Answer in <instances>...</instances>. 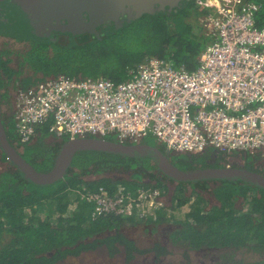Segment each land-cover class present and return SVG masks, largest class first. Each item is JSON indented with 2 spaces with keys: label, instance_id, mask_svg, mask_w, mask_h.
Returning <instances> with one entry per match:
<instances>
[{
  "label": "trees",
  "instance_id": "obj_1",
  "mask_svg": "<svg viewBox=\"0 0 264 264\" xmlns=\"http://www.w3.org/2000/svg\"><path fill=\"white\" fill-rule=\"evenodd\" d=\"M246 1L262 5L261 25L264 0ZM169 7V11L144 13L81 47L53 43L51 52L52 43L37 44L25 52L17 67L9 65L10 59L0 57L2 104L11 106V86L27 88L61 74L78 79L128 80L138 65L149 58L195 69L208 44L207 38L210 39L205 36L202 21L211 9L205 0L172 1L166 9ZM16 68L31 69L33 74L21 76ZM9 110L3 112V123L10 142L35 169L48 172L68 138L51 133L47 123L38 127L36 140L22 144L12 106ZM146 143L158 146L170 159L179 161H172L176 167L188 171L199 169L204 162L197 155L212 153L211 149L196 154L168 152L162 144ZM249 159L253 164L258 157ZM169 182L175 184L170 205L146 220L116 214L93 218L92 205L82 199L83 193L100 186L110 192L124 185L132 191L139 186L157 187L167 194ZM210 193L218 203L209 201L206 194ZM239 198L241 207L236 205ZM188 204L190 209L183 218H176L173 212ZM138 224L150 227L151 239L146 246L125 232L126 227ZM164 228L170 229V244L162 243ZM202 248L209 250L203 258L217 257L213 264H264V259L244 258L246 252L264 254V188L241 179L176 181L149 157L96 150L76 152L64 178L54 184L38 185L0 149V264H56L98 250L110 257L121 255L126 264H152L154 259L156 264H170L160 261H171L178 254L187 260L186 264H192L189 251ZM213 248L218 251L212 252Z\"/></svg>",
  "mask_w": 264,
  "mask_h": 264
},
{
  "label": "built area",
  "instance_id": "obj_2",
  "mask_svg": "<svg viewBox=\"0 0 264 264\" xmlns=\"http://www.w3.org/2000/svg\"><path fill=\"white\" fill-rule=\"evenodd\" d=\"M203 19L212 39L194 70L149 58L133 77L78 79L61 74L27 88L14 101L16 132L22 144L50 132L69 141L113 137L139 144L152 135L169 151L250 153L264 158V18L262 5L246 0H205ZM242 164H239L240 166ZM226 168H234L231 160ZM92 216L116 214L146 220L167 208L159 188L100 186L83 193Z\"/></svg>",
  "mask_w": 264,
  "mask_h": 264
},
{
  "label": "water",
  "instance_id": "obj_3",
  "mask_svg": "<svg viewBox=\"0 0 264 264\" xmlns=\"http://www.w3.org/2000/svg\"><path fill=\"white\" fill-rule=\"evenodd\" d=\"M178 0H0V11L5 17L0 22V32L14 34L21 38L32 39L34 41L49 42L47 34L43 33L45 28L40 23L45 20L39 18V7L46 9L55 8L59 18H55L59 24L58 31L69 32L74 38L85 32L98 33L95 31L97 23L106 22L112 17L115 23L106 29V34H110L118 27H122L134 18L144 13H155L160 9H166V5ZM158 5V7L156 6ZM52 10V9H51ZM76 12L78 23L71 27H65L63 19L70 21L68 13ZM96 12V18L85 24L83 12ZM127 16L120 20L121 13ZM65 14V15H64ZM63 18V19H62ZM67 20V21H68ZM82 21L83 23H79ZM64 26V27H63ZM67 26V25H66ZM115 26V27H113ZM113 27V28H112ZM79 40H82L79 38ZM78 45L77 41H71ZM0 149H2L15 166L32 182L38 185H50L64 178L66 172L72 164L74 155L81 150H96L109 153L120 154L127 157H149L165 175L176 181L191 182L197 180L211 179H241L247 183L264 188V174L245 168L212 167L185 171L176 167L163 151L151 144H127L108 139L94 137L76 138L65 143L56 156L54 166L48 172H39L35 169L10 142L3 123L2 94L0 90Z\"/></svg>",
  "mask_w": 264,
  "mask_h": 264
},
{
  "label": "flooded vegetation",
  "instance_id": "obj_4",
  "mask_svg": "<svg viewBox=\"0 0 264 264\" xmlns=\"http://www.w3.org/2000/svg\"><path fill=\"white\" fill-rule=\"evenodd\" d=\"M52 9V10H51ZM39 18L41 20H45L46 23L43 21L42 23H40V26L45 28V31L43 33L47 34V36L49 37V42H44V41H34L32 39H27V38H21L20 36L14 35V34H6V33H1L0 32V57L2 60H9L10 59V66H14L17 67L18 66V62H21V60L24 59L25 57V52L27 53L28 51H30L35 45L37 44H50L51 48L50 51L52 52L54 50V46L53 43L56 44H62L65 45L66 47H81L84 46L86 43L91 42L93 40H95L96 38H101L102 36L106 35V29H108L109 27H111L112 24L115 23V20L112 19V17L110 16V18L108 20H106V22L103 23H97V25L95 26V31L98 33V35L100 37L97 36L96 33H91V32H85L82 33L80 35H76L74 38L69 34V32H61L58 31L57 29L59 28V24H57V21L55 18H59L58 16V11H56L55 8H49L46 9L44 7H39ZM83 18L85 20V24L89 23L91 19L96 18L98 15H101L99 13L96 12H89V11H84L83 13ZM65 15V14H64ZM65 16H68L70 18V21L66 20V18H62L63 19V23L66 24L65 27H71L73 25H75L76 23H78V20H76V17L78 16V14H76V12H71L66 14ZM127 16V14L125 13H121L119 14L118 18L120 20H123L125 17ZM5 17L2 14V12L0 11V22L4 21ZM79 23H83L82 21H79ZM64 27V26H63ZM115 27V26H113ZM112 27V28H113ZM119 28V27H118ZM82 39V40H79ZM77 41L78 45H74V43H71V41ZM18 45H23V50L22 48H19ZM19 53V54H18ZM23 55H20V54ZM20 68H16V70H19ZM20 75H28V74H33V71L30 69L29 70H25L24 68L20 69ZM32 72V73H31ZM3 89L1 90V94L3 93ZM3 105V104H2ZM4 112V110H3ZM38 138V136L36 138H34V140H36ZM198 159L204 160V162L200 163L199 165V169H206V168H212V167H223V155L222 153H220L219 151L215 150V152H212L210 154H200L197 155ZM171 161H173L174 163H179L178 160L171 158ZM172 162V163H173ZM248 167V168H247ZM251 166H247L246 162L240 166H237L236 168H245V169H249ZM198 170V169H196ZM251 170V169H249ZM188 171V170H185ZM189 171H193V170H189ZM253 171V170H252ZM255 172L258 171L259 173V169H255ZM264 174V171L261 172ZM162 177V175H161ZM170 184V182L168 183ZM170 229L164 228L163 229V237H162V243L163 244H170V242L168 241V233H169ZM212 252L218 251V248H213L210 249ZM189 252H191V257H190V262L192 263V253H196V254H200L202 257H204L205 254H209V250L207 248H202V249H198V250H190ZM173 256L170 258L171 261H166L168 258H164L163 260L160 261V263L166 262V263H174L172 260ZM211 261H216L217 257H209ZM208 258V259H209ZM182 260L184 261L183 263ZM180 262V264H186L187 260L185 258H183ZM135 264V263H134ZM152 264H156L155 263V259L152 261ZM178 264V263H175Z\"/></svg>",
  "mask_w": 264,
  "mask_h": 264
},
{
  "label": "rangeland",
  "instance_id": "obj_5",
  "mask_svg": "<svg viewBox=\"0 0 264 264\" xmlns=\"http://www.w3.org/2000/svg\"><path fill=\"white\" fill-rule=\"evenodd\" d=\"M203 28L205 31L204 32L205 36L206 35L209 36L205 27H204V24H203ZM207 40H208L207 41L208 44L211 43V41H212L211 38L210 39L207 38ZM18 47L22 48V50H23V45H18ZM199 61H200V58H199ZM16 93H17V89L12 88V86H11V89H10L11 99H9V100L11 101L12 111L14 110V101H15ZM6 104H8V103H5L3 105V110H4V112H9L10 111L9 108L11 106H8ZM47 141L49 142L50 139H47ZM147 141H150L151 143L154 142V144H157V143L160 144L155 139V137H153L152 135L145 137L144 139H142V141L140 143L141 144L142 143L148 144V143H146ZM156 147H158V146H156ZM211 151L215 152V150H211ZM202 152H204V151H202ZM192 153L196 154V153H201V152H192ZM188 154H191V153H188ZM239 154H235V152H233V154H225V155L227 156V158H229L228 157V155H229L230 160L233 162V164L238 166L239 164H242V161H241ZM227 158L224 156V160H226ZM260 160H261V163L264 164V158L261 157ZM124 177L127 178V176H124ZM212 187H213V185H212ZM174 189H175V185L170 184V191L168 192V194H170V196H172ZM206 197L209 199V201H211L213 203H215V202L218 203L215 196L212 193L206 194ZM241 202H242L241 198H239L236 201L237 207H241ZM71 208H72V204L70 205L69 209H71ZM189 209H190V204L184 206L181 210H178L173 214H175L176 218L180 219V218H183L185 212H187ZM52 215H57V213L53 212ZM149 228L150 227H147V225H144V224L130 225V226L125 228V232L127 234H129L130 236L136 237L139 240L140 245L146 246V245H148V242H150V239H151V234H150ZM159 228H162V226H160ZM244 258L247 261H255L256 259L257 260L264 259V254L259 255V254H255L253 252H246V253H244ZM182 259H183V257L180 256L179 254L174 255L172 258V260L178 264H180ZM183 262L184 261L182 260L181 263H183ZM143 263H144L143 261L142 262L140 261V262L135 263V264H143ZM213 263H214V261H211L210 258L208 259V257L203 258L199 253L198 254L192 253V264H213ZM56 264H126V263L123 261V258L121 255H117L115 257H110L104 251L98 250V251H94V252H91V251L85 252L84 254H81L79 257H69L65 260H61V261L57 262Z\"/></svg>",
  "mask_w": 264,
  "mask_h": 264
},
{
  "label": "crops",
  "instance_id": "obj_6",
  "mask_svg": "<svg viewBox=\"0 0 264 264\" xmlns=\"http://www.w3.org/2000/svg\"><path fill=\"white\" fill-rule=\"evenodd\" d=\"M211 150H213L212 148H211ZM240 152H236L235 154H239ZM240 155V158H241V161H242V164H244L245 162H246V164H247V166H251L249 169H251V170H255V169H259L260 171H259V173H261V172H263L264 171V167L256 160L253 164H252V162H251V159H249V158H251L250 156V153H240L239 154ZM228 159H226V160H224V158H223V163H226V162H228L229 160H230V156L228 155ZM179 162V161H178ZM258 172V171H257ZM261 174H263V173H261ZM175 185V184H174ZM172 196H170V198H171Z\"/></svg>",
  "mask_w": 264,
  "mask_h": 264
},
{
  "label": "clouds",
  "instance_id": "obj_7",
  "mask_svg": "<svg viewBox=\"0 0 264 264\" xmlns=\"http://www.w3.org/2000/svg\"><path fill=\"white\" fill-rule=\"evenodd\" d=\"M199 65V64H198ZM106 139H108V138H106ZM108 140H111V139H108ZM112 141H116V140H112ZM117 142V141H116ZM124 143V142H123ZM127 144H131V143H127ZM140 144V143H139ZM208 149H211V148H208ZM208 149H206V150H208ZM213 150H216V149H214V148H212ZM167 150V149H166ZM217 151H219V150H217ZM169 152V151H168ZM220 152V151H219ZM220 153H222V152H220ZM222 155H223V158H224V156L227 158V156L225 155V153H222ZM251 157L253 158V157H255V156H253V155H251ZM228 159V158H227ZM261 158H258L257 159V161L264 167V164L263 163H261V160H260ZM171 160V159H170ZM172 162V161H171ZM223 165V167H225V163H223L222 164ZM235 167L234 168H236L237 166L236 165H234ZM232 169V168H231ZM122 185H124V184H122ZM124 186H126V185H124ZM140 187V186H139ZM145 187H147V186H145ZM99 188V187H98ZM157 188V187H156ZM160 189V188H159ZM161 190V189H160ZM162 191V190H161ZM163 192V191H162ZM165 195H167V197H168V199L170 200V203H171V198H170V194H166L165 192H163ZM170 205V204H169ZM167 208H168V206H167ZM166 209V208H165ZM164 210V209H163ZM161 212V211H160ZM176 211H174L173 213H175ZM175 215V214H174Z\"/></svg>",
  "mask_w": 264,
  "mask_h": 264
}]
</instances>
